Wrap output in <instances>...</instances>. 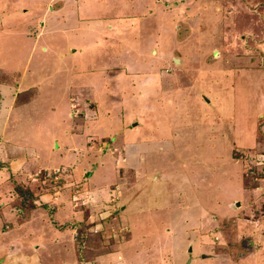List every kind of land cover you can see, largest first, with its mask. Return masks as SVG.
Returning a JSON list of instances; mask_svg holds the SVG:
<instances>
[{
    "label": "rangeland",
    "instance_id": "1",
    "mask_svg": "<svg viewBox=\"0 0 264 264\" xmlns=\"http://www.w3.org/2000/svg\"><path fill=\"white\" fill-rule=\"evenodd\" d=\"M45 1L0 0V21L13 3L18 10L29 8L28 15L8 13L16 24L31 23L27 30L37 29L33 20L44 12ZM66 9L72 12L67 17L60 13L58 19L81 28L46 36L51 47L65 52L60 58L50 50L44 60L39 45L28 46L27 40L20 52L3 50L10 36L0 25V61L8 62L1 68L14 75L29 60L30 71L37 59L46 67L35 70L45 73L46 83L33 104L45 109L33 116L23 112L22 123L19 112L12 115L11 125L21 126L6 139L0 137V166L13 164L16 172L22 170L25 158L17 159L16 149L7 146L8 138L21 139V132L34 146L23 143L19 154L28 155L29 161L39 162L38 155L57 161L40 168L31 164L16 176L17 182L9 183L6 197L13 213L25 212L34 199L43 208H53L58 201L70 207L67 224L81 222L76 242L81 264H114L102 255L110 251L122 264H184L189 257L191 264H264L263 126L253 121L261 99L251 96L248 105L235 107V97L224 94L232 87L248 96L264 79L261 69L234 71L235 57L258 54L253 52L256 46L264 51V0H70ZM79 15L86 21H79ZM246 30H252L251 35ZM33 33L11 37L19 41L26 36L32 42ZM66 36L83 50L72 51L75 56L68 53ZM218 49L224 53L220 59L212 56ZM55 73L56 85L50 86ZM205 95L213 102H206ZM84 96L91 101L85 108L96 105L98 118L87 120L93 109L86 117L68 115L72 100L86 112L81 106L87 102ZM137 114L144 124L136 136L146 141L142 157L147 159L140 171H128L121 152L110 146L138 149L137 137L125 133ZM259 131L261 139L252 146ZM65 154L66 163L59 166ZM122 177L128 178L123 184ZM117 182V188L129 191H117L103 204L85 194L88 186L112 194L116 188L111 184ZM146 184L153 187L151 207H144ZM164 190L170 198L159 204ZM121 199L139 203L138 213L132 215L137 207H131V214L125 211L117 218L113 205ZM132 250L139 253L127 258Z\"/></svg>",
    "mask_w": 264,
    "mask_h": 264
},
{
    "label": "crops",
    "instance_id": "2",
    "mask_svg": "<svg viewBox=\"0 0 264 264\" xmlns=\"http://www.w3.org/2000/svg\"><path fill=\"white\" fill-rule=\"evenodd\" d=\"M69 1L70 0H46L44 12L38 18H36L35 21L33 20L34 26L38 28L35 29V27H33L32 29H28V30L27 28L32 27V25H30L31 23L30 24L26 23L25 25L20 26L16 24L14 20V16L8 15V13H15V10H18L16 9L15 4L11 3L10 7H7L6 17L0 21V25L3 27L2 28L3 30H1V32H3L4 34H8L10 36L8 37L7 40L3 41L2 49L3 50L6 49L8 51H14L16 53L20 52L23 42L27 40L28 46L31 45V47H33L35 45H39V49L42 50L41 54L44 60L47 58V55L44 52H48L50 50H52L53 52L55 51V55H57L58 58H60L61 55H65V52H61L60 48H58L57 46L51 47V44H49L48 42L49 39H47L46 36L49 34H56L59 31H61L63 34L66 35L67 31L70 29L78 28V27L81 28V24H79L78 27H75V26L67 27L65 25L66 22L58 19L60 17V13H65V15L63 16L67 17L68 16L67 13L72 12V11H67L66 9L67 3ZM28 11H29V8H21L20 10L17 11V13L19 14L22 13V16H23V15H28L29 14ZM219 15L220 14H217V17ZM56 19H58L59 22H55ZM78 20L86 21V18L82 15H79ZM263 25H264V22H263ZM20 28L22 30H20ZM33 30H34V33H33ZM251 31L252 30H246L245 32L251 35ZM19 32L22 35L26 34V36L33 33L34 38L32 42L26 36L25 37L21 36V38L19 37V41L17 40L18 38L15 40L14 38L12 39L11 35L12 34L17 35V33ZM239 33H243V32H239ZM42 36H45V37H42ZM257 41H258L257 43L259 44L263 42L261 39ZM65 42H67V44L64 46V48L66 47L67 52L70 53L72 56H75L76 53H73V52L78 51V49L80 48L73 47L71 42L68 40L67 36L65 37ZM256 47H257V50L255 49V51L253 52L258 53V54L249 55V56L241 55L242 57L239 56V58L235 57L238 60V62L234 64L235 73L237 71L240 74H243L247 70L252 71L253 69L264 70V51H262L263 49L260 48L259 49L260 52H259L258 50L259 46H256ZM81 49L83 50V48ZM64 50L65 49H63V51ZM212 56L217 57L216 59H220L224 56V53L221 54V50L218 49V50L213 51ZM54 58H56V56H54ZM43 59H37L34 68H32V70L30 71L28 70L31 66V63H29V60H27V62L23 64L24 66H22L21 72L20 73L14 72V75H12L13 71L10 72L9 70H5L4 68H1L3 66L7 67L8 62L6 60L0 61V91H1L0 111L4 113V115L2 113L0 116V137L6 139L8 135L12 134L11 131L15 132L16 130L20 129L21 124L18 126L11 125V122H12L11 117L13 114H17V112H19L17 115V120L19 121V123H22L21 116L23 115V112L27 111L28 113H32V116H33V115H37L36 113H41L44 111L45 107L33 106V104L35 103V100L39 98L41 95L42 85L46 83V76L44 75L45 73L44 74H42L41 72L35 73V70L38 69V66L40 68H44V69L46 68ZM56 82L57 80H56V73H55V75H51L50 79L48 80V83L50 84V86H55ZM234 84H236V82H234L232 85ZM237 86H236V89H237ZM258 86L259 88H257L256 90L250 89L251 92L249 93L251 95L248 94V96H246L244 91H240L239 93H237V90L232 91V87H231V90H227V93H224V94H229V96L235 97V107H237V105L239 104L242 106L244 103L248 105V101H249L248 97L252 98L251 96L255 98L257 96L258 99H261V101H258L259 103L258 108L254 110L255 113H254L253 121H258V124H259V121L262 122L263 130H262L261 136L263 137L261 138H263L264 140V79L261 82H259ZM235 92H236V95H235ZM89 93H92V91H89ZM92 96H94L93 93L90 95V97ZM85 98H87L86 100L87 102L81 105L84 108L87 107L89 103H91V101L88 100L89 97H85ZM205 98H207L206 102H209V103L213 102L212 97L205 95ZM2 106L3 108H1ZM69 107L70 109L67 111L69 116L76 115V114L77 115L83 114L86 117V113L88 111H91V109H93L92 115L90 117H87V120L98 118L96 105L94 107H90L87 109L85 108L86 112L84 111L81 112L80 111L81 109L79 110V107L75 105V101L73 102L72 100L70 101ZM142 119L143 118L140 116V114H137V119H135L132 122V126H128V125L126 126V128L128 129H125V133H127L128 137L132 136V139L133 138L136 139L135 138L137 137L136 135L139 134L144 124ZM124 127H125V123H124ZM19 135H21V139H18V137L14 138V136L11 135V137H9L8 139L13 142L8 141L7 146L10 145L9 147L12 150V152L15 150H13L11 147L16 149V153L20 156L19 158L16 157L17 159L25 158V165L21 168L22 170L16 172L13 164L7 167L3 166V164H1L0 166V175H1L0 176V198H1L0 200L1 202L0 203L1 204L0 205V264H81L82 257H80V255L78 254V249L76 248V242L79 240V235L81 234V231L80 232L78 231L79 227H81L79 226L81 225L80 224L81 222L71 219L72 222L67 224V220H66L67 212L66 211H68L69 213L70 207H67V206L64 207V205L63 206L61 205V201H58V203L54 204L55 207L53 208L51 207L43 208V206L41 207L42 204L35 205L34 204L35 199H34L33 204L31 203L30 204L31 206L25 209V212H21L22 210H20L19 213H16V212L13 213V211L11 210L12 205L8 203V197H6L8 195V192L11 191V189L9 188V183L12 184L13 182H17L16 176L22 171L25 172V170L27 171L30 170L31 164L36 168H40V166H43L46 163H47L46 167L50 166L51 163L52 165L57 164V161L53 162L52 160H43V158L39 155H38V158H40L38 159L39 162L35 161L34 159L29 161V159H26L28 155L26 156L23 154L22 155L19 154L22 152V150L20 151L19 147L22 148L23 143L27 144L28 147L34 146L33 143L26 141L25 135L22 132ZM259 136H260V131L257 133L255 137V141L252 144V146L255 145L261 139L259 138ZM137 140H138L136 144L138 148L137 150H135L134 146L130 148L127 147L126 145H122L121 147L114 146L113 148H111L110 146V149H112V151L121 152L122 159L124 160V162H127L129 165V167H127L129 168L128 171H131V170L140 171L143 166L142 164L143 163L145 164L146 159H147L146 156L144 159H143L144 156L142 157V154L145 155L144 145H142V141L143 143L146 142L145 139L143 138V140H140V138L137 137ZM2 141L3 139H0V145H2L3 143ZM90 145H92V143ZM58 146L59 148H61V144ZM103 147H104L103 143L99 144V149H103ZM139 147H141V150H139ZM0 150H1V147H0ZM33 150L34 149H32V152ZM37 151L38 150L35 149L34 153ZM0 156L1 158H3L4 155L2 154ZM65 160H66V154L58 162L59 166H61L62 163H66ZM66 165H67V168L70 169L69 171L71 173H69V171L68 173L71 176V179H73L74 177H73L72 169L70 167L71 165L70 164H66ZM64 178L66 177L64 176ZM153 178L156 181L157 179L156 174L153 175ZM9 179L10 181L8 182ZM126 179L128 178L122 177V180H123L122 184L126 181ZM72 183L75 184V182L73 181ZM117 184H119V182L111 184L115 186L116 188V191L112 192V194L106 195L105 193H107L108 190H106L105 193L96 192L93 190L94 188L90 186H88L89 187L88 191L85 194H90L89 199L91 200V202H93L94 200L97 202H101V204H103L105 203L106 200H110L111 195L113 194L116 195L117 191H119V193H123L122 191L127 193L129 191L128 189H126L125 191L124 188L123 190H121L120 186H118L117 188ZM146 185L148 187V192H147L148 196L146 197L148 198L146 199L147 204L144 203V207H149V206L151 207L152 204L150 202L149 197L152 193L153 187H151V185L149 184H146ZM123 186H128V185H123ZM96 189H99V188L97 187ZM135 193L137 194V192ZM166 193H168L167 190H164L161 192L162 196L160 195L161 197L159 199V202L157 203L160 204V202L162 203L163 199L167 200L168 198H170L169 196L165 195ZM178 194L181 195V194H184V192H178ZM114 198L116 197H113V199ZM78 201L79 200L77 199L73 200L74 205L72 206V208H74L75 210L79 208L77 205L79 203ZM44 203L49 204L48 202H44ZM153 205L157 206L156 204H153ZM113 206H114L113 207L114 214H116L115 216L119 215V213H121L120 215H123L125 211L127 212V214H131V210L134 209L131 207H137V209H134V211L132 210L133 211L132 215H134L138 213L139 203L137 204H134L132 202L129 203V200L121 199V201L118 204L116 203ZM41 208L43 209L41 210ZM117 218L119 217L117 216ZM132 252H130V254L132 253L131 255L127 254V258L134 259L135 257L134 254L137 255V253H139L133 250ZM84 255L85 257H87L86 258L87 260L90 259L88 255L86 254ZM102 255H106V256L108 255L109 259H111V262L114 264H122L113 259L115 256L114 251H110ZM117 256L119 259H123V255L121 252L117 253Z\"/></svg>",
    "mask_w": 264,
    "mask_h": 264
},
{
    "label": "water",
    "instance_id": "3",
    "mask_svg": "<svg viewBox=\"0 0 264 264\" xmlns=\"http://www.w3.org/2000/svg\"><path fill=\"white\" fill-rule=\"evenodd\" d=\"M189 250H190V251L192 250L191 245L189 246ZM203 255L209 257V256H211L212 254H209V253H203ZM191 261H192V258L189 257V258L186 260V262H185L184 264H191Z\"/></svg>",
    "mask_w": 264,
    "mask_h": 264
}]
</instances>
